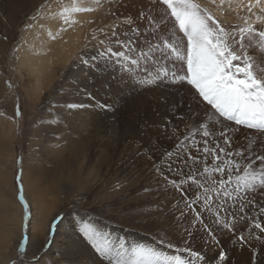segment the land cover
I'll use <instances>...</instances> for the list:
<instances>
[{"label": "rangeland", "instance_id": "rangeland-1", "mask_svg": "<svg viewBox=\"0 0 264 264\" xmlns=\"http://www.w3.org/2000/svg\"><path fill=\"white\" fill-rule=\"evenodd\" d=\"M83 1L85 0L81 2ZM94 1L97 2V0H91V3ZM104 1H98L97 5H102V3H104L102 7L104 9L103 16H109V18L106 19L107 26L104 27L99 34L94 35L95 37H91L89 49L95 54L96 51L105 47L109 40H113L114 50H119L115 47L112 37L113 31H116L120 39L125 37L124 34L128 32L130 37L135 39L134 46L137 52L146 51L147 58H140L139 65L132 69L130 74L123 73L124 82L129 83L130 88H128L129 85L121 83L119 74L122 70L118 67L113 68L111 66L112 73L117 75L115 79L118 80V85L108 89L109 98L107 100V106L112 105L113 108L124 107L129 101L132 106L130 109L131 114L134 115V113H137L136 110H140L137 109L138 107L143 108L144 105L146 108V104L148 103L147 108L149 109L146 111L141 123V125L146 126L147 131L145 130L146 133L143 134L144 136L140 135L138 140L143 142L142 149L144 151L148 150L151 152V158L154 161L147 163L144 159H141L140 166H136L133 169V160L129 158L130 161H127V156L124 157L126 154L125 152H120L119 155L117 154L118 151L114 152L112 147L114 144L109 139H103L102 142H92L95 132L90 129L89 124L91 123L89 122V117L86 115L88 111H91V107L86 104L78 106L73 102L78 92H89L91 90H85L84 88L86 86H82V88L77 86V82L73 81L71 78L74 67H76L77 70L84 67L85 65L82 66L83 64L81 63L82 59H87L88 55L92 53H88V51H82L80 55L72 53V56L70 55L71 57L68 56L66 63H62L61 65L58 64L61 62L54 59L53 65L55 61L57 62L54 65L55 67L51 65L52 67L48 68V70L50 69L49 72H45V70L42 69L44 73L42 70H39L37 74L36 72L33 73L31 68H29L30 70L26 68L29 67L26 62L24 64L21 62V53L19 51L22 46L21 44L26 40L27 32L28 29L31 28V25L33 26L36 24L35 26L37 29V26H40L37 23L38 20H40L39 17H44L48 7L50 10L54 9L52 5L54 6L56 4L57 8L60 9L63 4L66 2L69 3V1L0 0V197L3 196L5 199H14L15 202L19 204L18 206L21 208L22 215L19 223L20 236H16V257L8 260L6 264H21V259H23L26 264L27 261L32 259L33 256H30L31 251H28V245L31 236L30 230L36 223H38V225H44L45 223V228L44 226L43 228L45 233H47L41 247H36L32 250L37 253L35 255L40 256L39 264H43L42 259L45 260V254L47 253V264H64L63 262L65 261L67 262L66 264H75L74 249L68 251L67 255L57 256V253H59L62 248H71V245L67 241H64V239L67 234V229H73L74 226L76 229L73 230L77 232V239L84 240L91 250L96 252L92 245L78 233L79 226L86 224L90 218L107 221L115 227H122L126 232H140L139 236L133 235V237L130 236L128 238L129 240H135V242H131V245L134 246L136 244H141L137 242L136 239L145 238L147 236L148 238H152L154 242L160 244L161 250L165 247L168 248L169 252H176L179 255L184 254L188 257V255L195 256L194 254L199 253L196 252V250L201 247V243L198 244L199 241H201L202 238H207L210 239L213 244H218L220 251L225 248L224 253L226 252L225 254H228L227 256L231 253L228 264L230 262V264H264V231L262 233V231L256 229L253 224L259 222L264 226V215L260 218L263 221H252L251 224L253 225L247 227H242L241 225L237 226V223L240 222L239 216L233 215L230 217L229 211L231 210V205L225 204L224 209H222L220 213L223 220L229 223V227L225 228L223 223L217 222L214 211L209 212L203 209L202 202L192 204L191 207H186V203L190 202V198L194 197L199 189L191 183H184L182 185L180 180L176 181L174 177L175 174H169L178 172L177 162L173 161L175 156L179 155L182 158H185V156L181 154V149H169L166 142H160L163 138L158 137V132L153 128H161L162 134H164L163 137L165 136L164 138L170 136V131L168 132L164 127L168 126L167 123L170 120L169 113H171V111L168 110V105L164 104L168 107L167 109L160 103H158L157 106L156 103L167 97V91H169L168 89H170L169 86L171 83L168 82V80L158 82L155 85H141V83L138 82L154 75L160 67L166 66L170 69V61L167 59L168 50L163 47H157V45H161L163 40L169 39V24L157 23V25L154 21L158 13L161 14V11L168 10L170 14V10L162 3V0H143V4L139 2L142 0ZM195 2L199 4V0H195ZM84 3L85 2H83V5H75V7L89 9ZM97 5L96 7L98 8ZM111 11V14H107ZM62 12L63 11L60 10L56 14L55 28L57 29L68 27V25L80 19L81 21L84 19L86 20V18H80V16L91 13V11H79L80 14H78V17L67 20L70 23L68 24L66 20L63 21L64 18L62 20V17H64L62 16ZM141 12L145 14V18H141ZM47 14L46 16L48 17L44 20L46 23L43 24L45 29H47V20L50 19V16ZM71 15L72 14H70L69 17ZM171 18L174 20L173 17ZM129 19L132 21L131 24L127 22ZM85 20L83 22H85ZM89 21L86 20L83 25L87 24ZM132 29H139V31L134 33ZM101 41H104V45L100 43ZM175 42L178 41L175 40ZM152 43L155 47L161 49L158 55L154 46L153 54L151 55L150 50ZM178 43L181 45L183 44L180 42ZM22 65L24 67L21 68ZM84 68H86V66ZM87 73L88 71L82 72V74ZM169 73L171 74L172 71H169ZM97 76L98 73L95 74V77ZM182 84H186L195 92V89L186 81L184 83L182 82ZM122 85H124L123 87L125 89L122 88ZM127 88L130 92L132 91L133 96L137 99L135 106L129 99L131 97L130 95L123 97L118 96V93L124 95V90ZM175 89L178 90V88ZM96 91L99 90L97 89ZM185 92L187 93L184 94ZM185 92L179 91V94H183L182 97H180L182 103L183 100L185 101V99L191 97L189 91ZM86 95H88V93H86L85 96ZM83 96L84 95H82L83 101H87V98ZM136 96L142 97V101H140V99L138 100ZM183 96H185V99ZM196 97H198L197 93ZM72 103L76 107H69ZM172 106H175V109H179L181 105L177 101V105L173 104ZM147 132L150 133L148 136ZM132 138L135 139L133 134L131 136L129 135V139ZM150 140L151 142H149ZM211 143L214 144L212 141ZM61 147H63V149ZM52 148L56 149L53 150ZM47 149L50 151L48 152ZM57 152L59 155H57ZM169 152L175 153V155L171 159H166L165 154ZM155 156L156 158H154ZM80 161L84 162L82 166H80ZM154 164L157 165L153 167ZM64 167L66 170L68 168L70 169L68 170V178L59 176L60 169ZM107 167L110 171H107V176H105L103 184L105 183V190L107 187H109L110 190L101 193L100 184L98 187L92 180L99 175H104ZM138 167H142L140 172L149 171L150 174L157 179V181L156 179L154 180L156 182L154 186H157V188L155 187L152 191L149 184H144V188L138 191L135 187L128 186L123 190L115 189V191L112 192L113 194H111L112 189L110 186H113V184L116 183L115 181L123 179L122 177L124 175H128V178L132 173H136V175L140 173L138 172ZM175 167H177V169ZM77 174L79 177H76ZM17 176L20 178L19 181H17ZM93 176L94 178H92ZM162 176H164V178ZM58 180H62L64 183L62 192L58 189ZM173 182H175L177 187L173 186ZM24 183H27V185H29L28 187H30V189L27 187L28 193L25 191ZM21 185L23 186L24 199L29 206V216L27 220L24 219V205L19 200ZM168 185L170 189L166 190L165 188L168 187ZM32 186L35 187L32 188ZM250 197L252 198L251 200ZM171 202H174V204ZM244 203L247 207V211L254 208H264V193L258 191L256 197H254V194H249L246 196V201H244ZM40 205H42V210L39 213L41 223L35 220L37 218L36 210ZM249 207L250 209H248ZM53 212L54 215L50 219L49 215ZM1 213L0 211V225L2 220ZM197 213H199L200 216L199 221L196 220ZM81 214L89 215L88 219L82 218L80 220V225L79 223L75 224L74 215L79 216ZM34 215H36V218ZM43 219H45V221ZM12 223L14 222L11 221L10 224ZM141 233L144 234V236H141ZM241 237H243V239H241ZM49 240L51 241L50 244H48L45 251L41 253L40 249L43 248ZM21 243L25 245L26 250L23 257H21L19 251V245ZM232 250L234 253H232ZM219 253L220 252H216L213 260L207 261V264H222L218 257ZM54 254L56 255L54 256Z\"/></svg>", "mask_w": 264, "mask_h": 264}, {"label": "bare ground", "instance_id": "bare-ground-1", "mask_svg": "<svg viewBox=\"0 0 264 264\" xmlns=\"http://www.w3.org/2000/svg\"><path fill=\"white\" fill-rule=\"evenodd\" d=\"M68 1H69V3L66 2L65 4H63L61 6L60 9L57 8L56 4L54 6L51 4L52 8H54V9L50 10L48 7L47 11L45 12L44 17H41V16L39 17L40 20H38L37 23L40 26H37L38 27L37 29L35 26L36 24H34L33 26L31 25V28L28 27L29 29L27 32L26 40H24L25 42L21 44L22 45L21 49L20 48H18V49H20L19 52L21 53V54L19 53L21 55V57H20L21 62H23V64L26 62L27 65L29 66L26 68H28V70H30L29 68H31L32 69L31 71H33V73L36 72V74H37V73H39V70H42V69L45 70V72H49L50 69L48 70V68L54 66L57 63L56 61L61 62V63H58L60 65L62 63H66V61L68 60V56H70L72 53L75 55H80V53H82V51L83 52L88 51V53H92V54L88 55L87 59H89V60L94 55L95 56L97 55V51L94 54V52L89 49V46L91 43L90 42L91 37H95L94 35L99 34L103 30V28L107 26L106 19H108L109 16H106V17L103 16L104 9L102 7H103L104 3H102V5H97L98 2H95V1L92 3H91V0L83 1V2H85L84 4L89 9H91V13H88L86 15L81 14L82 16L79 15L80 18H86L87 21H89V19H90V21L87 24L83 25L86 22L85 19H84L85 22H83L84 20L81 21V19L77 22H75L76 21L75 20L74 21L75 23H73V24H70L67 21L71 18L75 19L76 17H78V14H80L79 11H72L71 9L73 8L72 6L83 5V2H81L82 0H78V1L77 0H68ZM98 1H100V0H98ZM145 1H144V3H145ZM139 2H142L141 4H143V0L139 1ZM238 3H242L243 6L237 7ZM248 3H249V0H224L223 4L221 3V0H215V2H213V0H199V5L201 6V8L207 9V11L209 13H211L217 20H219L223 23V26L228 31H231L232 26H236V27L245 26L246 19L249 23H253L254 26H258L259 22L256 21V16L253 15L252 13H249L246 11V6L248 5ZM229 4H231V6H229ZM96 5L98 6V8L96 7ZM144 6H145V4H144ZM58 7H59V5H58ZM65 8H68V11H65ZM60 10L63 11L62 16H64V17H62V20L64 18L63 21L66 20L68 22V24H70V25H68V27L66 26L63 29L55 28L56 14ZM111 13H112V11L108 12L107 14H111ZM253 13L260 14L259 8H253ZM46 14L50 16L49 17L50 19L47 20L48 23L46 24L47 29H45L43 26V24L46 23L44 20L48 17V16H46ZM70 14H72V15L69 17ZM159 14L160 13H158V15L156 16V18L154 20L155 23L156 24L157 23L158 24H161V23L167 24L168 23L169 24V38H171L172 42H175V40H176L180 43H183L182 45L180 44L181 48H183L184 43H185V38L183 37V33H181L179 31L178 25H176L174 23V20L171 18L169 11L168 10L161 11V14L160 15ZM36 19H38V18H36ZM77 19H79V18H77ZM57 22H58V20H57ZM41 26H43V27H41ZM129 37H130V35L128 33L127 36L123 37L122 39L124 40V39H127ZM132 40L134 41L135 39H132ZM178 42H175V43H178ZM153 46L154 45L152 43L151 50H150L151 55L153 54ZM155 48H156V53L158 55L161 52V49H158L157 47H155ZM143 53L146 56V54H147L146 51H143ZM167 53H168L167 59H168V61H170L169 71L175 72L178 76L185 75L187 72L186 61L183 58H177V56H175L169 52H167ZM250 54L256 55V59H257V61H259L260 58L257 54H254V53H250ZM140 58H144V57L141 56ZM54 59H56V61H55V64L53 65ZM96 63L100 64L101 67H105L100 61H96ZM82 66H84V65H82ZM22 67H24V66L22 65L21 68ZM84 67H82L80 70H77V68L74 67V69L72 70L71 78L73 81L77 82V86H80L81 88H82V86L83 87L86 86L84 89L87 91H89V89H90L91 91H89V92L84 91L82 93L78 92L76 95L77 97H75V100H73V102H74V104H76L78 106L86 104L89 107H91V111H88L86 113V115L89 117V122L91 123V124H89L90 129L95 132V136H94V139L92 142L93 143L94 142H102L103 139H106V138L109 139L114 144V145H112L114 152L118 151V153H117L118 155L120 152H123V153L125 152L126 154L124 157L127 156L126 157L127 161L129 160V158H131L133 160V163H132L133 169L136 166H140L141 159H144V161L147 163L153 162L154 160L151 158V156H152L151 152H149L148 150L144 151L142 149L143 148L142 147L143 142H141V140H138V137L140 135L142 136L143 134H145L146 133L145 130L147 131L146 126L141 125V123L144 119L146 111L149 109V108H147L148 103L146 104V108L143 105V108L142 107L137 108L140 110L135 109L137 113H134V115L131 114L130 109L132 106H131L129 101H128L127 105L124 104L125 105L124 107L113 108L112 105L107 106V100L109 98L108 97L109 96L108 89L114 88L118 85V80L115 79V77L117 75H114L112 73L110 65L105 67V70L103 72H101V71H96V72L89 71L87 69V66H86V68H84ZM258 67H259V64H258ZM43 70H42V72H43ZM84 71H88V73L82 74V72H84ZM96 73H98L97 77H95ZM148 76H150V75H148ZM119 78H120L122 84L129 85V87L128 86L127 87L130 88V84L127 82H124V77H123L122 71L119 74ZM45 79H47V78H45ZM132 80H134V79H132ZM135 82H136V80H135ZM47 85H49V84H47ZM124 85H122L123 89H125L123 87ZM169 87H170V89H168L169 91H167L168 92L167 97L163 98L162 101L158 100L159 102H157L156 105L158 106V103H160L163 106L168 105L169 109H168V107H166V106L165 107L169 111H171V113H169L170 114L169 115L170 120L167 123L168 126L164 127L165 130H167L168 132L170 131L169 132L170 136L168 138H164L165 136L163 137L164 134H162L161 128L156 129L154 127L153 129H155L158 132V134H159V135L157 134L158 137L163 138L162 140H160V142H166L169 146V149H174V148H177L178 141L183 140L185 135L188 134L191 127L196 126L200 122H203L206 118L211 117V119L214 120L215 117H212V115H211L212 114L211 107L207 106L204 102H202V100L199 99V97H196V93L194 91H192V89H190V87H188L186 84L183 85L182 83H177V84L171 83V85ZM72 88H74V87H72ZM75 88H77V87H75ZM128 88L126 90H124V95H120V93H118V96L123 97V96L130 95L131 97L129 99L132 101L133 105L135 106L137 99L133 96L132 91L130 92V90ZM175 88H178V90L181 92L189 91L190 93L189 92L188 93L191 94V97L185 95L186 97H189V98L185 99L184 98L185 96H183L185 101L183 100V103H182L181 102L182 100L180 101V97H182L183 94H179V91L176 90ZM97 89L99 91H96ZM116 90H118V89H116ZM150 91H151V89H150ZM86 93H88V95L85 96ZM186 93L187 92H185L184 94H186ZM81 94L84 95L85 98H87V101H83ZM138 94H140V93H138ZM115 96H117V95H115ZM136 97L138 98V100L140 99V101H142L141 100L142 97H139V96H136ZM177 101L181 105L179 109H175L176 107L172 106L173 104L177 105ZM74 104L72 103V105H74ZM160 107H162V106H160ZM150 126H152V125H150ZM227 126L229 128L235 127V125L231 124V123L228 124ZM213 127H215V129L217 131L220 130V126L213 125ZM127 134H129L130 136L133 134L135 139H133V138L129 139V135H127ZM149 134L150 133L147 132V136ZM231 138H232V145H231V148L229 150L233 151V152L238 151L239 149H242V148H246L247 146L252 145V144H256L257 148H259V144L264 143V133H260L259 131H256L253 129H248V128L243 127V126H240L238 131L232 133ZM143 139H145V138H143ZM195 139L197 141H201L202 138L199 135H197L195 137ZM149 142H151V140ZM221 143H223V142L221 141ZM147 144H148V142H147ZM209 145L214 146V144L211 143V140L209 141ZM149 146H152V145H149ZM201 147H203L202 143H201ZM61 148L63 149V147H61ZM67 148H68V146H67ZM55 149H53V150H55ZM189 150L192 152V154L194 156L195 155H201V156L203 155L202 153L198 154L196 152L195 148H191ZM47 151L49 152L50 150L47 149ZM181 151H182L181 154H184L185 158H182L181 156L176 155L174 160H173L174 162H177L178 172L177 173H169V174H175L174 177H175L176 181L177 180H180V181L185 180L187 177V174L190 171V168L193 170H201L202 169L201 164H196L193 166L192 161L187 159V154L184 151V149H181ZM59 153H60V151H59ZM57 155H59L58 152H57ZM154 158H156V156ZM62 159H63V157H62ZM83 159H84V157H83ZM83 163L84 162H81L80 166H82ZM209 163H211L210 158H209ZM59 164H61V163H59ZM102 164H103V162H102ZM156 165L157 164H154L153 167H155ZM162 165H164V164H162ZM108 167L106 168L104 175L102 174L103 177L101 175H99L94 180H92V178H94V176L91 178L92 182L95 183V185H97L99 187V184H100L101 193L103 191H109L110 190L109 187H107V189L105 190V186H104L105 183L103 184V182L105 180V176H107V171H110V169ZM177 167H175V168L177 169ZM138 168H139L138 172H140V169L142 167H138ZM171 168L174 169L173 167H171ZM54 170H55V168H54ZM68 170H70V169L68 168L66 170L65 167L60 169L59 176H63L65 178H68L69 177ZM92 174H94V173H92ZM87 175H89V174H87ZM127 176L128 175H124L122 177L123 179H120V181L114 180L116 183H114L113 186H110L112 189L111 194H113L112 192L115 191V189H118V190L122 189L123 190L128 186L129 187H135V189H137L138 191H141L144 188V186H145L144 184H149L150 189L152 191H153V189H155V187L157 188V186H154L156 184V182L154 181L156 178L153 177L149 171H147V172L141 171L140 173H137V175H136V173H132L128 178H127ZM76 177H79L78 174L76 175ZM162 177L164 178V176H162ZM216 178L219 179L218 176ZM36 180H38V179H36ZM77 180H79V179H77ZM156 181H157V179H156ZM53 184H54V182H53ZM63 185H64V183L62 182V180L57 181V186L59 187V188L58 187L57 188L60 189L61 192L63 191L62 190ZM28 186L29 185H27V183H26L25 184L26 193H28L27 192ZM34 187L35 186H32V188H34ZM28 188L30 189V187H28ZM165 189L169 190L170 189L169 185ZM260 192L264 193L263 190H261ZM105 193H107V192H105ZM257 195H258V191L256 193H254V197H256ZM251 199L252 198L250 197V200ZM244 201H246V196L243 198V202ZM171 203L174 204V202H171ZM226 204L231 205V210L228 209V210H230L229 211L230 217L233 215L239 216L240 222L237 223V226L241 225L242 227H245V226L247 227V226L254 224V223L251 224L252 221H257V220L263 221L260 218H262V216L264 214L260 213V208L250 209V207H251L250 206L248 208V209H250V211L249 210L247 211V207L244 203L245 207H244V211L242 212L240 210V208H241V202L240 201H238V200L237 201H228ZM18 205L19 204H17L14 199H5L3 196L0 197V206H1L0 211L2 212L1 213V219L2 220H1V225H0V264H6V262L8 260L14 259L16 257V244H17L16 236L17 235L20 236V224L19 223L21 221V216H22L21 215V208ZM41 210H42V205L38 206V208L36 210L37 218L35 217L36 215H34V217L36 218L35 220H37L39 223H41V219L39 217V213L41 212ZM53 215H54V212L50 213V215H49L50 219L53 217ZM88 216L89 215H82V214L79 216L74 215V217H73L74 223L75 224L79 223V225H80V220L82 218L88 219ZM232 219H234V218H232ZM43 220L45 221V219H43ZM11 221H13L14 223L10 224ZM86 224L91 225L95 230H97L101 234L102 242L104 240H107V242L110 243L113 247H117V246H119L118 244L121 243L126 248H131L132 246H134V245H131V242H135V240H129L128 238L130 236L133 237V235H135V236L140 235V232L128 231L129 232L128 233L122 227H115V226L109 224L107 221L106 222L100 221V220L95 219V218H90V220H88V222ZM43 226L45 228V223H44V225H38V223H36L35 226H32V228L30 230V235H31L30 239H29V245L30 246L28 245V247H29L28 251H31L30 256H35V254H37V253L33 252L32 250L35 249L36 247H41V245L45 241L47 233H45ZM73 229H76V227L74 226ZM73 229H67V234H66L65 239H64V241H67L71 245V248H66V249L62 248L59 251V253H57V256L67 255L68 251L74 249L75 250V252H74V254H75L74 263L75 264H109L107 259L101 257L98 253L93 252L91 250V248L89 247V245L84 240L77 239V232L74 231ZM235 229H236V227H235ZM230 230L232 232H234L232 229H230ZM262 233H263V231H262ZM232 234H234V233H232ZM263 235H264V233H263ZM141 236H144V234L141 233ZM136 241L140 242L141 243L140 245H144L145 247H148V248H153L156 251L161 252L165 256H170V257L171 256H179L182 259V261L184 262V264H207V261L213 260L214 256L216 255V252H221L218 248V244H213L210 241V239H207V238L206 239L202 238L201 241H199V243H198V244L201 243L200 244L201 247L198 250H196V252H199L198 253L199 258H197L196 256H192V255H188V257H186L187 255L185 256L184 254L179 255L176 252H169L168 248H165V247H163L161 250L160 249L161 245L154 242L152 240V238H148L147 236L145 238H140V239L138 238V239H136ZM136 245H138V244H136ZM221 245H223V244H221ZM224 250H225V248H223L222 251L224 252ZM232 253H234V251ZM47 254H45L46 255L45 260L42 259L43 264L48 263V258H47L48 255ZM230 254H229V256H231ZM55 255L56 254H54V256ZM227 255H226V259L224 261H221L222 264H228L230 257ZM62 259H64V258H62ZM63 263L66 264L67 262L65 261Z\"/></svg>", "mask_w": 264, "mask_h": 264}, {"label": "snow or ice", "instance_id": "snow-or-ice-1", "mask_svg": "<svg viewBox=\"0 0 264 264\" xmlns=\"http://www.w3.org/2000/svg\"><path fill=\"white\" fill-rule=\"evenodd\" d=\"M162 3L170 10L174 23L183 33L185 43L181 48L179 43L172 42L169 38L163 40L157 47H163L177 58H183L186 61L187 72L183 76H178L175 72L170 74L166 66L160 67L154 75L139 83L155 85L165 80L174 84L186 81L195 89L198 97L211 107V115L215 119L209 117L191 127L184 139L177 143V149H184L187 159L192 161L193 166L202 165L201 170L190 168L186 179L181 183H191L199 189L195 196L190 198V202L186 203V207L202 202L203 209L214 211L217 222L228 228L229 223L220 215L225 204L238 200L241 202L240 210L243 212L245 207L243 198L264 190V143H260L259 148L252 144L235 152L229 150L232 145L231 135L238 131L240 126L264 133V0H249L246 6V11L256 16L258 26H254L246 19L245 26H232L231 31L226 30L221 21L207 9H202L195 0H162ZM221 3L223 4L224 0H221ZM241 6L242 3L237 4V7ZM253 8H259L260 14L253 13ZM71 10L91 11L75 6ZM140 16L145 18L143 12ZM127 22L132 23L131 19ZM132 31L136 33L139 29ZM124 35L127 36V33ZM112 37L115 47L119 50H114L113 40H109L105 47L97 51L96 56L90 60L82 59L81 63L87 66L89 71L103 72L105 67L110 65L130 74L131 70L139 65L140 57H147L143 51L137 52L130 37L122 40L116 31H113ZM100 43L104 45V41ZM250 53L257 54L259 61L256 55ZM96 61H100L105 67H101ZM230 123L235 127L229 128L227 125ZM213 125L220 126V130L217 131ZM197 135L202 138L201 141L195 139ZM210 140L214 142V146L209 145ZM191 148H195L198 154L203 155L194 156L189 150ZM174 155L175 153L169 152L165 154V158L171 159ZM19 179L17 176V181ZM173 186H177L175 182ZM19 200L24 205V219L27 220L29 206L24 199L22 185ZM260 213L264 214V208L260 209ZM196 220H200L199 213ZM254 227L264 231V226L259 222L254 223ZM78 233L101 257L107 259L109 264H184L179 256H165L144 245L126 248L121 244L113 247L107 240L102 242L101 234L89 224L80 225ZM50 242L49 240L40 249L41 253ZM19 251L23 257L26 251L23 243L19 245ZM194 255L199 258L198 253ZM39 259L40 256L35 255L26 264H39ZM219 259L220 261L226 259L223 251L219 253ZM21 264H25L23 259Z\"/></svg>", "mask_w": 264, "mask_h": 264}]
</instances>
